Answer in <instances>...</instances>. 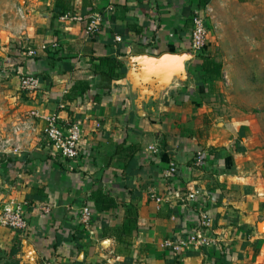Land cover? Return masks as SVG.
I'll list each match as a JSON object with an SVG mask.
<instances>
[{
    "label": "crops",
    "instance_id": "obj_1",
    "mask_svg": "<svg viewBox=\"0 0 264 264\" xmlns=\"http://www.w3.org/2000/svg\"><path fill=\"white\" fill-rule=\"evenodd\" d=\"M38 3L51 6L30 39L37 47L57 44L58 52L5 63L0 140L19 117L38 109L79 120L81 152L69 161L56 155L38 120L21 155L0 154V206L28 202L29 222L25 231L0 226V264H237L257 256L259 244L264 247L258 227L264 169L239 139L244 133L235 120L205 123L213 118L205 113L213 98L202 76L203 57L191 45L200 0ZM64 8L81 20L63 19L58 14ZM96 13L103 20L87 34ZM105 56L126 67L110 83L101 75ZM17 71L36 74L40 88L22 91ZM173 164L178 173L168 176ZM105 196L116 205L102 211L97 198ZM84 205L93 218L77 240L75 212ZM204 213L214 219L207 234L218 238L210 255L165 245L196 235Z\"/></svg>",
    "mask_w": 264,
    "mask_h": 264
},
{
    "label": "rangeland",
    "instance_id": "obj_2",
    "mask_svg": "<svg viewBox=\"0 0 264 264\" xmlns=\"http://www.w3.org/2000/svg\"><path fill=\"white\" fill-rule=\"evenodd\" d=\"M39 1L0 0V77L7 60L12 58L15 63L16 57L29 56L30 49L42 46H34L30 32L51 4L40 8ZM209 2L212 10L206 14L208 37L204 51L222 62L223 76L210 94L212 102L206 103L205 113L213 118L207 117L205 123L235 120L244 133L239 139L248 144L255 154L254 162L264 169V0ZM16 74L22 91L30 94L36 90H23L21 76L25 73ZM244 157L249 160L246 152ZM259 219L264 221V211ZM256 252L257 256L239 258L237 264H264V247L259 244ZM219 255L227 258L222 248Z\"/></svg>",
    "mask_w": 264,
    "mask_h": 264
},
{
    "label": "built area",
    "instance_id": "obj_3",
    "mask_svg": "<svg viewBox=\"0 0 264 264\" xmlns=\"http://www.w3.org/2000/svg\"><path fill=\"white\" fill-rule=\"evenodd\" d=\"M112 7H109V9ZM210 5L194 9L192 13L193 31L191 38L192 48L199 52L204 50L207 43L208 31L206 26V14L211 13ZM63 19L81 20L79 16L66 13ZM103 20L101 13H96L91 22L88 23L86 32L93 34L99 28ZM118 41L121 36L116 37ZM57 44H42L39 48L30 49L28 55L35 57L39 51H47L50 47H56ZM40 86V78L36 74L25 73L21 76V87L26 91H33ZM38 120L45 123L44 134L50 142L52 150L56 155L67 161L75 160L80 156V139L82 135L81 122L79 120L64 119L58 113L41 112L38 109H31L22 117H19L11 126L8 135L0 140V154L4 156L21 155L24 152V139L36 131ZM203 161V151L198 150L196 155V164L200 165ZM178 173V167L173 164L167 171L168 176H175ZM26 201H11L0 206V226L8 227L14 230H27L29 226L26 215ZM47 211L49 209H46ZM76 217L78 225L84 231H89L93 218V210L89 205H84L77 210ZM214 226V219L209 213L201 215L199 227L196 235L190 238L166 240L165 245L176 252H182L185 248L201 250L205 255H210L211 248L218 243L215 234H207L208 230ZM210 258H208L209 260ZM210 263V261H208ZM220 263V262H219ZM211 264V263H210ZM221 264V263H220Z\"/></svg>",
    "mask_w": 264,
    "mask_h": 264
},
{
    "label": "trees",
    "instance_id": "obj_4",
    "mask_svg": "<svg viewBox=\"0 0 264 264\" xmlns=\"http://www.w3.org/2000/svg\"><path fill=\"white\" fill-rule=\"evenodd\" d=\"M210 0H200V8L205 7ZM61 11L58 15L64 14L68 11L66 8ZM57 47V46H56ZM58 52V49L55 47H50L48 49V54L50 57H54ZM200 55L203 57V61L201 64L202 76L205 82L208 84V88L210 89V93H212L216 88L217 80H220L223 76V64L220 61L209 56V53L201 50L199 51ZM100 65L105 67L106 69L102 71L101 75L108 80L110 83L113 79L120 78L121 75L126 73V67L123 61L117 59L113 56H105L100 58ZM97 202L102 204L101 210H107L116 205V200L110 196L99 197L97 198ZM77 230L76 234H74V238L78 240L84 233V230L81 226H76ZM82 234H81V233ZM118 237V234H115Z\"/></svg>",
    "mask_w": 264,
    "mask_h": 264
},
{
    "label": "water",
    "instance_id": "obj_5",
    "mask_svg": "<svg viewBox=\"0 0 264 264\" xmlns=\"http://www.w3.org/2000/svg\"><path fill=\"white\" fill-rule=\"evenodd\" d=\"M258 227H259L260 230L264 231V221L259 222Z\"/></svg>",
    "mask_w": 264,
    "mask_h": 264
}]
</instances>
